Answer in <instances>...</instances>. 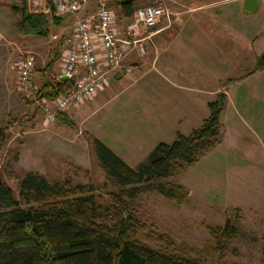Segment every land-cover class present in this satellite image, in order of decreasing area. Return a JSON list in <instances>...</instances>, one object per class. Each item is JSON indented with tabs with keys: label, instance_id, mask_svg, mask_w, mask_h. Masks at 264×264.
<instances>
[{
	"label": "rangeland",
	"instance_id": "374dc122",
	"mask_svg": "<svg viewBox=\"0 0 264 264\" xmlns=\"http://www.w3.org/2000/svg\"><path fill=\"white\" fill-rule=\"evenodd\" d=\"M157 1L135 0V9ZM18 2L0 0V29L8 32L0 42V124H7L0 146V178L17 193L19 177L28 170L49 179L67 177L91 186L105 202L109 190L118 188L97 158L93 135L137 167L157 142H170L176 129L188 133L199 125L208 113L207 102L224 91L216 142L194 162L160 179L183 184L187 199L178 203L145 188L125 198L146 224L139 235L152 246L157 242L148 233L162 232L206 264H264V64H257L264 50V0L252 12L228 2L196 11L197 16L186 2L165 0L169 13L144 39L145 51L127 54L109 85L66 110L67 121L57 113L53 120H44L37 96H22L15 88V97H9L8 81L14 80L9 68L17 55L31 51L36 57L37 87L40 69L48 61L47 76L59 74L67 46L64 37L81 12L53 20L46 0H29V9L48 14L49 34L26 36L15 28L18 13L11 5ZM108 4L121 26L119 9L109 0ZM209 10L214 19L201 21ZM213 28L215 33L208 31ZM234 33L244 37L234 41ZM31 36L39 41L32 42ZM178 70L185 75L180 80L186 83L183 88H178ZM228 216L238 218L240 228L221 254L208 228L221 225Z\"/></svg>",
	"mask_w": 264,
	"mask_h": 264
},
{
	"label": "trees",
	"instance_id": "16d2710c",
	"mask_svg": "<svg viewBox=\"0 0 264 264\" xmlns=\"http://www.w3.org/2000/svg\"><path fill=\"white\" fill-rule=\"evenodd\" d=\"M109 2L119 9L121 21L130 18L135 9V0ZM46 3L50 5V0ZM11 6L18 13V32L48 37L45 11H31L28 0ZM51 16L58 20L60 15ZM50 65L48 61L40 69L37 97L53 98L71 82L68 77L47 76ZM224 99L225 92H218L207 102L208 113L199 125L188 133L176 130L170 142H157L137 167L93 135L97 158L106 177L118 188L109 190L110 199L105 202L99 201L91 186L67 177L49 179L28 170L19 177L17 193L0 178V264H206L196 252L177 246L165 233L147 232L157 246L144 241L139 232L146 230V224L128 207L125 195L133 197L145 188L184 202L188 189L183 184L160 179L194 162L216 142ZM66 115V111L57 112L63 121L68 120ZM6 129L7 124L0 126V146ZM239 228L238 218L230 216L221 225L209 226L221 254Z\"/></svg>",
	"mask_w": 264,
	"mask_h": 264
},
{
	"label": "built area",
	"instance_id": "2783aa9c",
	"mask_svg": "<svg viewBox=\"0 0 264 264\" xmlns=\"http://www.w3.org/2000/svg\"><path fill=\"white\" fill-rule=\"evenodd\" d=\"M55 15L81 12L72 31L64 37L62 69L56 77L69 75L70 84L53 98L37 97L44 120L56 113L77 107L105 87L125 56L132 51L144 52L148 39L159 20L169 13L165 0L137 6L122 25L110 4L102 0H50ZM90 8V6H92ZM35 55L28 51L17 61L16 89L25 97L35 98Z\"/></svg>",
	"mask_w": 264,
	"mask_h": 264
},
{
	"label": "crops",
	"instance_id": "0c3cea01",
	"mask_svg": "<svg viewBox=\"0 0 264 264\" xmlns=\"http://www.w3.org/2000/svg\"><path fill=\"white\" fill-rule=\"evenodd\" d=\"M177 1V0H176ZM183 0H178V2L179 3H181ZM242 1L243 0H186V1H183L182 3H181V5H183V3H185L186 2V6H188V8H189V10H191L190 12H192V13H194L195 14V16H197L198 15V13L196 14V11H199V10H208L209 8H212V7H214L216 4H219V3H228V2H231V3H235V5L236 6H238L239 8H241V6H242ZM260 1L261 0H258V5H259V3H260ZM28 5H29V0H28ZM241 5V6H240ZM258 5H257V7H256V9L258 8ZM242 10H244V11H246L245 9H243V8H241ZM31 10V9H30ZM32 11V10H31ZM250 12V11H249ZM252 12V11H251ZM68 14V13H67ZM200 16H201V14H199ZM203 19H201V21H203V20H208V19H214V14L213 13H211L210 12V10H209V12H206V13H203ZM181 18H182V15H181V12H178V22H179V24L181 25L182 24V22L183 21H181ZM162 19V18H161ZM160 22V21H159ZM158 22V23H159ZM160 28V27H159ZM161 28H163V27H161ZM208 31H210V32H212V33H215L214 31H215V28H213V29H211V30H208ZM207 31V32H208ZM8 32L7 31H5V30H2V29H0V42H1V40H2V37L3 36H5L6 34H7ZM20 33V32H19ZM22 34H24V35H28V34H32V33H22ZM218 34L219 35H221V36H224V34L222 33V32H218ZM235 35H233V36H231L232 38H234V41H238V40H241V38L242 37H244V34L243 35H241L240 33H234ZM33 35H36V34H33ZM37 36V35H36ZM38 36H40V35H38ZM229 36V35H228ZM32 37V36H31ZM229 38V37H228ZM35 41V43H37L38 41H39V37H32V42H34ZM49 42H51V40H48ZM254 41V40H253ZM21 54V53H20ZM20 54L19 55H17L16 56V58L15 59H13V61H12V64H11V66H10V68H9V73H13V76H14V80L12 81V80H9V79H7V80H9L8 82H9V89H8V95H9V97L11 96V97H15V95H14V91L15 92H17L16 91V80H17V75H18V73H17V61H18V59L20 58ZM216 59V58H215ZM218 59L219 60H221L222 61V59H220L219 57H218ZM35 60H36V57H35ZM215 61V60H214ZM36 64V63H35ZM116 73V72H115ZM115 75V74H114ZM113 75V76H114ZM113 76L111 77V80H112V78H113ZM183 78H185V75H184V73L182 74L181 72H180V70H178V88H183V86H184V84H186L185 82H181L182 81V79ZM110 80V82H112ZM181 80V81H180ZM10 81H12V82H10ZM110 84V83H109ZM108 84V85H109ZM216 90V89H215ZM101 93V92H100ZM22 111V110H21ZM21 111H19V112H21ZM4 114L7 116L8 114H7V111L5 110L4 111ZM149 114H151L152 115V113H150L149 112ZM10 115V114H9ZM185 115V112L184 113H179V115H178V117H176V118H174V119H172V123L171 124H175V120L177 119V120H181L182 118H183V116ZM1 117V116H0ZM11 118H13L12 117V115L10 116ZM5 122H7L8 123V121L6 120ZM3 125H6V123H4V124H2V126ZM0 126H1V124H0ZM176 130H179V129H176ZM175 130V131H176ZM135 142V141H134ZM18 155H19V153H18Z\"/></svg>",
	"mask_w": 264,
	"mask_h": 264
},
{
	"label": "water",
	"instance_id": "95a60500",
	"mask_svg": "<svg viewBox=\"0 0 264 264\" xmlns=\"http://www.w3.org/2000/svg\"><path fill=\"white\" fill-rule=\"evenodd\" d=\"M104 4H108V0H102ZM258 5V0H243L242 1V8L245 9L246 11H254L256 10V7ZM69 13V12H68ZM257 62L260 65L264 64V50L259 54ZM69 75H61L60 77H67Z\"/></svg>",
	"mask_w": 264,
	"mask_h": 264
}]
</instances>
